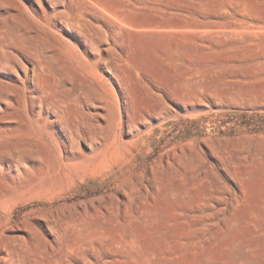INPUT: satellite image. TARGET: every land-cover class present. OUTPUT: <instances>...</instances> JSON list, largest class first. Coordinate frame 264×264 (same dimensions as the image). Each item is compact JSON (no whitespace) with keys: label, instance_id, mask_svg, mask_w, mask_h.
Instances as JSON below:
<instances>
[{"label":"rangeland","instance_id":"1","mask_svg":"<svg viewBox=\"0 0 264 264\" xmlns=\"http://www.w3.org/2000/svg\"><path fill=\"white\" fill-rule=\"evenodd\" d=\"M37 1L0 0L10 243L40 264H264V0Z\"/></svg>","mask_w":264,"mask_h":264},{"label":"bare ground","instance_id":"2","mask_svg":"<svg viewBox=\"0 0 264 264\" xmlns=\"http://www.w3.org/2000/svg\"><path fill=\"white\" fill-rule=\"evenodd\" d=\"M37 2L39 4H41L40 0H38ZM112 26L115 30H117L119 33H121V26H118V25H112ZM7 212H8V210H7ZM7 232H8L7 222L4 224L0 223V253H3L0 255V264H40L37 256L28 253L27 249L29 246V241L23 240V242L19 243L18 245L10 243L9 237L7 236ZM116 238H115V240H116ZM119 240H121V238ZM116 241L118 242V240H116ZM123 243L124 242H122V244ZM34 246H38V245L34 244ZM122 246L124 247V245H122ZM120 249H124V248L120 247ZM69 250H71V248H69ZM128 250L125 249L124 252L126 253V251H128ZM117 251L119 252V249ZM120 251L122 252V250H120ZM134 257H135V255H134Z\"/></svg>","mask_w":264,"mask_h":264}]
</instances>
